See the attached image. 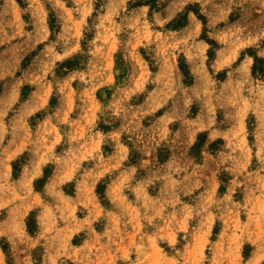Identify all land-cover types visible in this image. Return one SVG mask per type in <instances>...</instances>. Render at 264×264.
Here are the masks:
<instances>
[{
  "label": "rangeland",
  "instance_id": "obj_1",
  "mask_svg": "<svg viewBox=\"0 0 264 264\" xmlns=\"http://www.w3.org/2000/svg\"><path fill=\"white\" fill-rule=\"evenodd\" d=\"M178 1L0 0V264H88L93 253L105 255L96 264H249L256 252L264 264V171H250L264 170V136L253 142L248 129L264 118V73L237 64L264 43L246 46L264 33L248 25L264 0H186L170 15ZM170 105L155 124L168 133L181 123L192 138L196 127L224 119L239 171L196 166L205 191L184 199L198 195L199 217L175 232L158 223L162 216L132 209L107 229L119 236L114 254L110 238L106 248L74 246L79 221L102 226V184L93 190L84 171L105 160L103 132L150 143V123ZM140 158L150 153L126 162ZM129 191L121 198L130 200ZM126 227L133 238L119 235Z\"/></svg>",
  "mask_w": 264,
  "mask_h": 264
},
{
  "label": "crops",
  "instance_id": "obj_2",
  "mask_svg": "<svg viewBox=\"0 0 264 264\" xmlns=\"http://www.w3.org/2000/svg\"><path fill=\"white\" fill-rule=\"evenodd\" d=\"M256 9H258L259 13L249 21L248 25L252 31L255 29L253 26L258 27V25L260 26L259 30L263 31L264 7L259 5ZM206 25L209 26V18ZM199 31H202V27ZM207 32H210V30L208 29ZM213 38L218 42L216 36ZM261 39L264 40V33L256 40L247 43L246 46L257 43ZM218 50V46H215L213 52L214 56L217 55ZM255 56L262 58V62H256ZM249 57H251V59H249ZM244 61L249 64V68L257 63L264 73V43L253 55H241L237 64L241 65ZM171 108L172 106L170 105V107H167L162 113L157 114L150 123V143H134L132 141L121 142V140L117 138L110 137V133L113 130L112 128L103 132L105 137L101 145H108L109 147V150H106V154L103 155L105 160L102 162H95L94 164L91 161L90 164L86 166L88 169L84 171V174L90 177L92 181L93 190L96 189L98 184H102V192L107 202L105 209L102 211V226L97 230L95 227V219L86 224L79 221L76 227H74L75 230L71 238V242L74 246L80 247L82 245H87L106 248L107 242L105 241L107 238H110L112 241H109L108 248H111V252L114 254L117 248L115 241L119 239V236H114L112 231V235H109L107 229L112 228L113 225L110 224L112 220H127L128 217L126 216L132 209H147L148 212L151 211L155 216H162L161 221L159 220L158 223L166 224L164 225L165 227L167 225H173V231L175 232V229L178 230L177 224H179L180 221L190 220L192 216H195L192 218V221H195L197 217H199L197 209L200 207V200L197 199V196L199 193L205 191V189L198 187V178L197 175H194L196 166L200 165L202 168L204 164L206 165L209 163L211 168H209L208 172L210 173L213 171H222L223 167H226L227 171H239L236 169L234 157L240 153V151L235 153L229 148V145L233 144L234 141L228 139L227 134L230 127H228L224 119H221L222 122L216 120V123H206L200 127H196L194 136L188 138L181 123L172 129L169 128V133L165 131L164 127L161 129L155 126L156 122L163 120L166 113L171 111ZM248 129L249 133L252 135L251 141L253 142L255 141L256 133L262 131L264 136V118H260V120L255 118ZM214 144L219 146L213 148L212 145ZM194 146L199 148L195 156L192 152ZM253 150L255 153V148H253ZM243 152L246 153L244 150ZM135 153L141 156L143 153H150V159H144L143 161L140 158L135 162H133L134 160H132V162H126L127 160L129 161V158ZM95 158H97V156H95ZM147 161L150 162V171H140L143 163ZM198 169L200 170V168ZM204 171H207V169H204ZM250 171L264 170L260 168V166H256V168L250 167ZM39 174L40 173H38V175ZM126 187H128L130 191ZM126 191H129V195L132 194L130 200L121 198V193H126ZM196 192H198V195L196 194L195 198L191 200L184 199L187 194ZM145 193H148V196H150V193L155 194L151 195L153 197L152 200H140V195ZM160 193H162L163 196ZM116 198H118V200ZM206 206L214 213L213 205L206 203ZM172 217H176V221L171 222ZM214 221L216 222V220ZM80 233H82L81 242L74 244L73 238L77 237ZM176 234L179 237L181 232L177 231ZM119 235L127 239L133 238L131 237L132 231L129 227L123 228ZM216 238L217 237L212 236L211 241L214 242ZM127 245L128 243H126L125 246ZM80 251L74 252V258H82L83 260L85 253ZM100 251L104 252V249L101 248ZM104 257V254L93 253L89 255L88 264H96ZM64 259L70 264H84L82 261L75 263L68 257Z\"/></svg>",
  "mask_w": 264,
  "mask_h": 264
},
{
  "label": "bare ground",
  "instance_id": "obj_3",
  "mask_svg": "<svg viewBox=\"0 0 264 264\" xmlns=\"http://www.w3.org/2000/svg\"><path fill=\"white\" fill-rule=\"evenodd\" d=\"M185 1L186 0H179L178 2L173 3L172 6L170 7L169 14L173 15L176 11L181 9L182 6L184 5ZM199 23H200L199 21H197V22L194 21V23H193L194 27H195L194 30H198V28L200 26ZM219 65H220L219 63L216 64V66H219ZM261 260H262V255L260 253L256 252V253H254L253 257L250 259L249 264H258Z\"/></svg>",
  "mask_w": 264,
  "mask_h": 264
},
{
  "label": "trees",
  "instance_id": "obj_4",
  "mask_svg": "<svg viewBox=\"0 0 264 264\" xmlns=\"http://www.w3.org/2000/svg\"><path fill=\"white\" fill-rule=\"evenodd\" d=\"M200 18H202L201 16H199Z\"/></svg>",
  "mask_w": 264,
  "mask_h": 264
}]
</instances>
